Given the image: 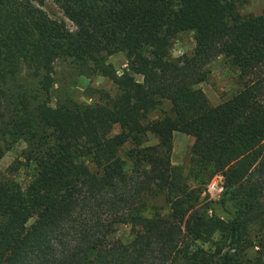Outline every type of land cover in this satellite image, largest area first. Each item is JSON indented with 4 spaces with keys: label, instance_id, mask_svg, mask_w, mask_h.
<instances>
[{
    "label": "trees",
    "instance_id": "16d2710c",
    "mask_svg": "<svg viewBox=\"0 0 264 264\" xmlns=\"http://www.w3.org/2000/svg\"><path fill=\"white\" fill-rule=\"evenodd\" d=\"M237 1L0 0V158L22 140L32 169L22 182L0 168V264H264V13L241 16ZM184 31L193 51L172 57ZM120 51L118 74L108 57ZM220 55L242 87L211 105L198 84ZM67 58L117 93L53 105L54 64ZM161 103L170 113L151 119ZM174 132L193 138L191 172L222 176L225 218L195 208L204 178L190 186L172 165ZM150 195L166 214H145ZM117 223L129 242L112 236ZM214 235L213 251L190 248Z\"/></svg>",
    "mask_w": 264,
    "mask_h": 264
},
{
    "label": "rangeland",
    "instance_id": "374dc122",
    "mask_svg": "<svg viewBox=\"0 0 264 264\" xmlns=\"http://www.w3.org/2000/svg\"><path fill=\"white\" fill-rule=\"evenodd\" d=\"M42 9L49 17L63 21L66 26L74 30L75 27L62 13L61 9L52 1H46ZM236 11L241 16L260 15L264 13V0H238ZM194 48V32L184 31L178 33L172 40L170 53L172 57H178L183 54H191ZM120 74L128 67V60L125 52H116L108 57ZM206 79L198 84V87L205 93L208 102L211 105H216L239 91L242 87V81L239 77L237 68L232 64L229 58L220 55L212 59L205 65ZM138 81L142 80L140 75H135ZM20 84L31 83V78L23 75L22 79L18 78ZM52 104H57L68 100L69 98L84 103H94L99 101L100 92L105 91L110 95L117 93L115 84L110 79L99 74H90L84 70L74 60L60 59L54 64L52 73V82L50 85ZM170 113V105L167 103L159 104L149 114L151 119L162 117L164 114ZM119 127L115 125L112 133H116ZM156 142L155 137L148 135L146 144ZM193 143V138L189 135L174 132L172 137L171 163L181 169L183 178H185L190 186H196V179L204 178V183L199 186L202 188L199 203L196 209L203 211L206 216L226 217V213L220 204V199L223 192L222 176L219 174L213 175L210 179L205 180L204 172L193 173L190 171V147ZM25 149V143L22 140L14 142L4 155L0 158V168L7 170L8 174L16 176L22 182L29 179L32 173L31 166H28L23 160L22 151ZM89 166L91 164L89 163ZM11 167V169H10ZM128 168L129 164H128ZM204 173V174H203ZM147 210L145 214H151L154 210H158L161 214H166L168 205L163 196L156 197L148 196ZM264 204V198L262 199ZM231 206V204H229ZM231 208V207H230ZM114 238H118L123 242H129L133 237V231L130 226L123 223L115 225V231L112 234ZM218 235H214L211 242L202 243L200 241L190 243V248L196 244L202 246L205 250L213 251L215 248L214 240Z\"/></svg>",
    "mask_w": 264,
    "mask_h": 264
}]
</instances>
